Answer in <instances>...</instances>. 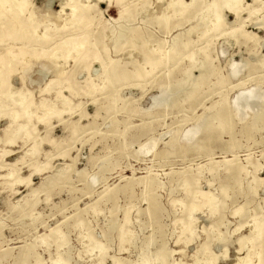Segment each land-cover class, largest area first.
Wrapping results in <instances>:
<instances>
[{
	"label": "rangeland",
	"instance_id": "1",
	"mask_svg": "<svg viewBox=\"0 0 264 264\" xmlns=\"http://www.w3.org/2000/svg\"><path fill=\"white\" fill-rule=\"evenodd\" d=\"M26 1L52 36L43 51L83 37L65 0ZM79 1L91 7L79 61L0 30V55L40 54L0 77V264H97L98 244L101 264H264V117L245 105L236 121L228 106L263 99L264 0L220 9L216 28L213 0ZM118 26L132 36L114 44Z\"/></svg>",
	"mask_w": 264,
	"mask_h": 264
},
{
	"label": "bare ground",
	"instance_id": "2",
	"mask_svg": "<svg viewBox=\"0 0 264 264\" xmlns=\"http://www.w3.org/2000/svg\"><path fill=\"white\" fill-rule=\"evenodd\" d=\"M241 1L242 0H213V1H211L210 3H208L205 6V11H204L205 18H204V20L207 22H210V24L213 26V28H216L218 26L219 20H220L219 10L225 9V8L231 10V9L235 8L236 6H238L239 3H241ZM87 2H89V0H87ZM197 2H198V0H190L189 3H185L182 0H179L178 5H179V7H182V8H189L190 6L194 5ZM172 5L173 4L171 1L168 4V6H172ZM27 7H28V3L26 0H0V22H1L0 30L7 28V30H9L10 34H12L14 32H16L17 34H20V37L17 38L16 40L17 41H24L28 48L32 47V48H34L33 50H38V49H36L38 47L42 48L41 56H43L44 59H46V60H48V59L50 60L53 58L57 59L55 57L54 50L58 49V48H61V52H62V56L60 58L65 59L69 56H73L74 61H79V59H81V58L76 60L78 58V56L81 55L80 57H82L83 53L87 52V50H88L87 38L89 35L84 31H85L86 27H88L89 22L91 23V20H90L91 18L88 15V11H90V9H91L90 6L82 4L79 0H65V3L61 7V13H63V15L65 17L72 18L74 21H76V23L73 25L72 28L76 34L77 33L83 34V37L77 38V37L71 36L67 40L64 41V42H66V45H64V46L62 45V44H64V42L58 43L59 45L55 46L54 47L55 49L54 48L49 49V52L43 51V47L48 45V43L51 41L52 36L47 33V29H45L41 33L37 32L38 25L33 20L32 13L29 12L31 15L30 16L31 18L28 17L29 18L28 20L26 19V17L24 18L25 10L27 9ZM47 7H49V4L47 5ZM47 10H48V8H47ZM65 10H68L69 12L66 13ZM209 14H211V15H209ZM47 16H49L48 12H47ZM165 20H166V18H165ZM61 27H62V29L66 28L65 25H63ZM15 28H16V30H15ZM111 35H113V36L115 35L113 38V43L117 44L119 42H126L128 36L129 35L132 36V32L131 31L126 32L125 30H123L122 26H118L117 29L116 28L112 29ZM3 38H4V35H2V32H1V34H0V46L3 45L2 44ZM60 45H62V46H60ZM176 45H177V43L174 40L173 45L169 48V51L175 49ZM16 49L18 50V52L13 51L14 50L13 47L10 46V47L6 48L5 51L0 55V77L2 78L3 85L6 84L7 77L9 75V71L11 70V68H16L17 71H19L20 65L25 60V58L28 56V55H26V56L24 55V48L23 47H16ZM38 55H40L38 52H34L33 54H29L28 57L39 61ZM21 56H25V57H23V60L19 59ZM97 57H100V56L98 55ZM191 58H193V57H191ZM199 70H200L199 76H204L206 74V70L202 64H201ZM103 71H104V73L108 72L106 67H104ZM237 72H238L237 70H234L231 72L230 75L236 76ZM190 77L191 76L189 75V73H187L185 75L186 80H188ZM57 80H58V78H55V79L53 78V79L49 80L48 83L45 85L44 90L45 91L49 90L50 86L54 82H58ZM178 85L179 84H176L174 86V88H178ZM68 89H70V88H68ZM260 96H261V94H254V93H246V94L239 95L237 98V103L235 105V109H232L235 112L234 114L232 113L230 104H228L229 110L232 114L233 119L238 121L240 112L243 111L242 108L245 105H247L250 108L256 107V113H255L254 117L250 120V122H252V123L260 122L261 119L264 117V95H263L262 100H260ZM21 98H23V96H21ZM173 103H175V102H173ZM20 105H21L22 109H25V107H29V102H24V103H21ZM156 106H157V99L152 98L151 99V107L154 108ZM0 111H1V105H0ZM47 111H51V109H48ZM208 118H209V116L201 122V126L199 127V133H202V131L205 129L206 122H207ZM27 123H28V120H27ZM188 133H189V131L182 133V134L180 133L178 136L179 142H181L185 146H190V144H188V142L186 140ZM157 143L158 142L155 139L150 140V145H151L150 151H151L152 156L155 153ZM195 208H196V206H194V205L191 206L190 211H189L190 215H191V212L194 211ZM257 229L259 230L258 226H257ZM97 248L99 249L98 253H99V261H100L97 264H101L102 263L101 258L103 257V255L105 253V249L100 244L97 245ZM155 261L162 262V258L160 256H156ZM56 263L57 262H55L54 264H56ZM141 264H152V262L150 263V261H142ZM246 264H248V263H246Z\"/></svg>",
	"mask_w": 264,
	"mask_h": 264
}]
</instances>
